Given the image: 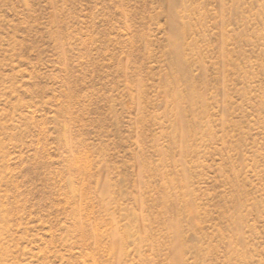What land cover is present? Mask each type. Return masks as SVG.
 <instances>
[{
  "label": "rangeland",
  "instance_id": "1",
  "mask_svg": "<svg viewBox=\"0 0 264 264\" xmlns=\"http://www.w3.org/2000/svg\"><path fill=\"white\" fill-rule=\"evenodd\" d=\"M0 264H264V0H0Z\"/></svg>",
  "mask_w": 264,
  "mask_h": 264
},
{
  "label": "bare ground",
  "instance_id": "2",
  "mask_svg": "<svg viewBox=\"0 0 264 264\" xmlns=\"http://www.w3.org/2000/svg\"><path fill=\"white\" fill-rule=\"evenodd\" d=\"M177 42V41H176Z\"/></svg>",
  "mask_w": 264,
  "mask_h": 264
}]
</instances>
